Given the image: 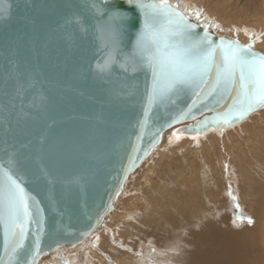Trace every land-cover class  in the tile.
Masks as SVG:
<instances>
[{
  "label": "water",
  "instance_id": "95a60500",
  "mask_svg": "<svg viewBox=\"0 0 264 264\" xmlns=\"http://www.w3.org/2000/svg\"><path fill=\"white\" fill-rule=\"evenodd\" d=\"M103 11L102 0H0V151L15 147L33 155L46 141L58 169L51 193L42 191L43 182L37 189L45 209L46 235L36 264L41 256L59 247L73 248L95 231L113 209L129 175L165 130L190 120L194 121L185 127L186 132L230 126L194 130L215 112L199 103L188 111L191 97L181 95L175 104L154 110L141 134L138 121L150 76L119 70L109 78L97 74V64H103L109 52ZM188 20L203 34L204 26ZM134 31L129 29L123 37L125 49ZM208 32L217 40H237ZM18 81L26 84L19 94L14 88ZM129 86L131 94L120 92ZM181 110L188 114L165 126L154 143L155 129L178 117ZM138 135L142 139L137 140ZM49 195L54 205H49Z\"/></svg>",
  "mask_w": 264,
  "mask_h": 264
},
{
  "label": "rangeland",
  "instance_id": "374dc122",
  "mask_svg": "<svg viewBox=\"0 0 264 264\" xmlns=\"http://www.w3.org/2000/svg\"><path fill=\"white\" fill-rule=\"evenodd\" d=\"M178 1L199 12V20L218 35L250 43L239 31L254 30L261 42L253 48L264 53V0ZM204 134L197 145L187 139L155 151L147 165L129 175L98 236H88L84 246L43 255L37 264H191L211 234L218 240L245 224L253 227L247 218L264 216V108L239 125ZM235 203L241 205L242 211H234L245 217L243 222L233 216ZM251 241L255 264H263L264 228ZM64 256H69L66 262Z\"/></svg>",
  "mask_w": 264,
  "mask_h": 264
},
{
  "label": "snow or ice",
  "instance_id": "6c2138e0",
  "mask_svg": "<svg viewBox=\"0 0 264 264\" xmlns=\"http://www.w3.org/2000/svg\"><path fill=\"white\" fill-rule=\"evenodd\" d=\"M102 6L109 52L103 64H97V74L109 78L119 70L150 76L138 121L141 134L149 127L154 110L175 104L181 95L191 97L188 111L199 103L215 112L212 117L206 116L196 131L210 125L239 123L264 108V55L253 51L254 42L241 45L224 37L214 39L207 26L199 34L168 0H102ZM91 7L95 8L96 3ZM200 15L195 13L197 19ZM129 29L135 30L134 39L125 49L123 37ZM25 87L19 81L14 85L17 94ZM131 91V86L120 89L126 94ZM187 114L181 110L167 125L156 128L153 142L165 126L170 127ZM140 139L142 135L137 136ZM57 181L56 161L50 157L46 141L33 155L15 147L0 151V264H36L46 235L45 209L37 189L43 182L42 191L51 193ZM48 202L55 203L50 195ZM234 207L239 209V204ZM236 219L243 222L245 217L237 215ZM247 223L253 225L255 221L248 217Z\"/></svg>",
  "mask_w": 264,
  "mask_h": 264
},
{
  "label": "bare ground",
  "instance_id": "6f19581e",
  "mask_svg": "<svg viewBox=\"0 0 264 264\" xmlns=\"http://www.w3.org/2000/svg\"><path fill=\"white\" fill-rule=\"evenodd\" d=\"M168 2H170L171 4L175 5L179 9H181L188 18L192 19L193 21H195L197 23H200L204 27L206 26L199 19L196 18V16H195L196 11H195L194 8H191V9L188 8L187 9L186 3H183V2L178 1V0H171V1L168 0ZM213 25H214L215 29H217V28L220 29L219 25H215L214 23H213ZM207 29H209V28H207ZM239 32L243 33L244 36L251 38L250 40H252V41L250 43L254 42L253 44H256V43H260L261 42L260 41L261 39H259V37L257 35H255V37H254L255 32H254V30H252L250 28H249V30L248 29L245 30V31L240 30ZM239 32H238V34H239ZM245 44H249V43H245ZM258 110H260V109H258ZM257 111H254L246 119H248L251 115L255 114V112H257ZM246 119H244V120H246ZM193 121L194 120L178 123V124H175V125L171 126L167 130H165L163 135H162V137H161L160 142L152 149V151L149 153V155L141 162L140 167H143L148 162V160L150 159V157L153 155V153L155 151H159L160 149L164 150L166 145H171L174 142H180V145H181L183 143L188 142L187 139H189V141H194V143L197 145L198 143H200V141L203 142V140L205 139V134H204L205 132L209 131L210 129H215L216 131H218L221 128V127H219V128L210 127V128H208L207 130H205L203 132H186L185 131V127H187L189 125H192ZM241 122L233 124V125H239ZM226 129H227V127L225 128V130ZM200 148H202V147L200 146ZM203 149H205V148H203ZM237 164L240 165L241 163L238 162ZM225 167H226V165H224V168ZM254 184H256V183H254ZM122 191L123 190H121L119 196H121L124 193V191L123 192ZM233 192L235 193V196H236V192L235 191H233ZM235 196L231 195L230 196V200L233 201L234 200L233 197H235ZM118 197H117V199H119ZM116 202H117V200L114 202L113 207L115 206ZM217 203L219 204V202H217ZM236 204L237 203L233 204L231 209H233V211L236 210L238 212L242 211V209L240 208V206H241L240 204H239V209L234 207V205H236ZM261 209H264V207L261 208ZM198 211H200V210H198ZM236 211H234V213H233L234 217L237 216ZM108 213H107V215H108ZM262 219H264V216H263ZM262 219H260V220L255 219V223L252 225L253 227L245 226L246 225L245 224L244 226H242L240 228L241 231L237 232V230L236 231L232 230V231L228 232L226 235L221 236V238H219L218 240H215V236L213 234H211V236L209 238L203 239V242L204 241L205 242L198 246V250L196 252V257H194V259H192L191 264H255L256 263L255 262L256 258H258V257L255 258L256 254H254V252H253L252 241L250 242V240H251V236H254V234H256L257 232L261 231L264 228V221ZM105 220L103 218V220L100 223V225L95 229V231H93L91 233V235H93L92 239L95 238L96 236H98L97 234L100 233L99 229H101L100 228L102 226L101 224L104 223ZM238 222L240 223V220H238ZM86 244H87L86 241H83V242L77 244L76 246L81 247V246H84ZM64 249H69V248H66L64 246L63 247H59V248H57V250H55L53 253H50V254L51 255H54V253L60 254ZM88 250H89V252L92 255H96L95 254L96 252L93 250L92 246L88 247ZM178 250H179V248H178ZM68 257L69 256H67V257L64 256V257H62L61 260H64L66 262L68 260L67 259ZM260 258H261V256H260ZM47 261H51V259L45 260V262H47ZM52 261H56L55 257L52 258ZM67 263H68V261L65 264H67Z\"/></svg>",
  "mask_w": 264,
  "mask_h": 264
}]
</instances>
